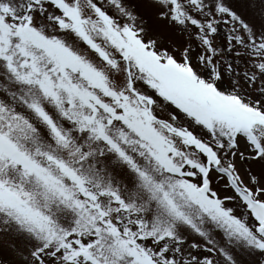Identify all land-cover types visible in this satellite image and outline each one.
<instances>
[{"label": "snow or ice", "instance_id": "6c2138e0", "mask_svg": "<svg viewBox=\"0 0 264 264\" xmlns=\"http://www.w3.org/2000/svg\"><path fill=\"white\" fill-rule=\"evenodd\" d=\"M0 264H264V0H0Z\"/></svg>", "mask_w": 264, "mask_h": 264}]
</instances>
